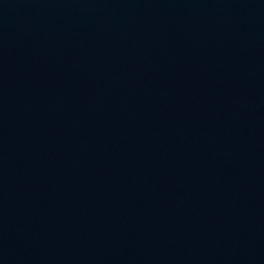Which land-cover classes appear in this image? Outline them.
<instances>
[{
  "label": "water",
  "instance_id": "95a60500",
  "mask_svg": "<svg viewBox=\"0 0 264 264\" xmlns=\"http://www.w3.org/2000/svg\"><path fill=\"white\" fill-rule=\"evenodd\" d=\"M0 264H264V0H0Z\"/></svg>",
  "mask_w": 264,
  "mask_h": 264
}]
</instances>
